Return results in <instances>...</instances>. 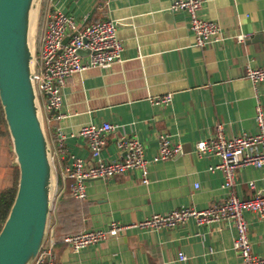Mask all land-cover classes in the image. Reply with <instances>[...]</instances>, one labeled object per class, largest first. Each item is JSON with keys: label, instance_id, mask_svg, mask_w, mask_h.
Wrapping results in <instances>:
<instances>
[{"label": "crops", "instance_id": "obj_1", "mask_svg": "<svg viewBox=\"0 0 264 264\" xmlns=\"http://www.w3.org/2000/svg\"><path fill=\"white\" fill-rule=\"evenodd\" d=\"M172 1L45 0L41 34L53 5L78 28L104 20L115 23L122 47L120 61L109 68L88 69L66 80L60 108L65 118L43 128L55 183L45 229V239L55 241L53 264H241L232 248L236 232L222 223L198 226L188 220L172 229L130 227L78 253L60 242L64 235L102 230L110 222L130 225L152 214L184 207L202 210L225 199L222 175L207 170L215 159L196 156L193 145L210 138L216 125L226 138L258 133L255 108L259 104L264 112V82L254 86L246 69L264 68V0H202L196 17L215 22L223 37L220 44L203 48L193 46L186 14L169 11ZM239 35L246 37L241 43ZM164 95H170L169 104H151ZM41 116L42 122L48 119L42 111ZM101 122L117 126L106 138L104 159H117L114 141L131 134L147 159L156 153L162 134L179 146V153L150 164L145 185L135 173L87 181L84 201H74L62 171L70 157H87L83 141L76 137L79 128ZM53 126L62 136L61 153ZM6 145L0 141V157L8 155ZM10 178L11 171L0 168V191L9 187ZM263 189L262 170L237 168L232 189L236 198L251 199ZM243 217L251 253L264 256V218L251 212ZM178 253L185 259L178 260Z\"/></svg>", "mask_w": 264, "mask_h": 264}, {"label": "built area", "instance_id": "obj_2", "mask_svg": "<svg viewBox=\"0 0 264 264\" xmlns=\"http://www.w3.org/2000/svg\"><path fill=\"white\" fill-rule=\"evenodd\" d=\"M201 1L173 0L169 6V11H182L188 17V29L192 33L195 48L215 46L223 40L215 22L200 20L196 17ZM245 38L239 35L236 39L241 43ZM81 52L83 55L80 54ZM121 52V44L116 38L115 23L104 20L78 28L70 16L61 13L57 7L51 5L45 17L44 31L36 41L33 53L32 84L37 101L39 97L44 99L43 109L48 115L45 122L57 123L65 118L60 110L61 90L68 78L88 69L105 70L120 61ZM246 76L254 86L263 83L264 68L248 67ZM150 102L155 106H166L170 102V95L154 98ZM40 111H42L41 108ZM255 122L258 128L256 135L226 138L221 126L216 125L214 134L210 138L193 145L196 156L209 155L215 159V165L207 170L218 171L222 175L221 187L228 191L225 199L202 210L184 207L167 213L152 214L130 225L110 222L102 230H86L64 235L60 238V242L73 253H78L87 246L99 244L108 238H115L119 232L130 227L151 230L172 229L188 220L198 226L222 223L231 225L236 232L232 248L241 264H264V256L251 253L248 239L249 227L243 217L245 212H251L264 218V189L247 200H240L232 193L236 170L239 167L252 166L262 170L264 181V112L259 104L255 108ZM116 129L117 126L114 124L101 122L85 125L77 131L76 137L83 141L87 157L85 159L70 157V162L62 171L61 177L66 182L70 199L84 201V184L87 181H106L115 176L135 173L139 182L145 185L147 168L150 164L169 160L179 153V146L171 144L168 137L162 134L157 137L156 153L147 159L143 155L142 145L131 134L120 136L114 141L115 150L119 154L117 159H104L102 152L106 138ZM53 130L55 146L61 153L62 136L56 127L53 126ZM249 186L253 187L251 183ZM54 244L55 241L47 237L30 264H53L51 249ZM177 256L180 261L185 259L179 253Z\"/></svg>", "mask_w": 264, "mask_h": 264}, {"label": "water", "instance_id": "obj_3", "mask_svg": "<svg viewBox=\"0 0 264 264\" xmlns=\"http://www.w3.org/2000/svg\"><path fill=\"white\" fill-rule=\"evenodd\" d=\"M37 5V0H0V108L17 167L15 195L0 228V264L33 261L45 240L55 189L32 84L30 33Z\"/></svg>", "mask_w": 264, "mask_h": 264}, {"label": "rangeland", "instance_id": "obj_4", "mask_svg": "<svg viewBox=\"0 0 264 264\" xmlns=\"http://www.w3.org/2000/svg\"><path fill=\"white\" fill-rule=\"evenodd\" d=\"M37 3L39 5L40 0H37ZM44 11H45V9L43 8L40 11V14H39L40 16L38 17V23H39L38 28L39 29L35 31V28L33 29V26H32V29H31V33H30L31 36L30 37L32 38V42H34V46L36 44V41H37L38 37H40V35H41V26L40 25H41V21L44 19V17H43L44 16ZM37 13H38V11H37ZM35 20H36V18H35ZM34 22H33V24H34ZM39 103L42 106L41 108H42L43 116H45L44 118L46 119V114H45L44 109H43L44 99L42 97H39ZM45 123L46 122H42L43 128H44ZM2 140H5V142L7 141L8 145H6V146H7V149H8V155L3 154V156L0 157V168H5V169L11 171V178L9 179V184H10L9 186H11L12 185V173H13V171L15 169H17V167H16V164L14 162V156L10 154V153H12V149H11V144H10V141H9V138H8V134L7 133L6 134L2 133L0 131V141H2ZM11 157H12V159H11ZM11 160H12V162H11ZM4 179H5V176H4ZM6 180H7V178H6ZM16 183H17V180H16Z\"/></svg>", "mask_w": 264, "mask_h": 264}, {"label": "trees", "instance_id": "obj_5", "mask_svg": "<svg viewBox=\"0 0 264 264\" xmlns=\"http://www.w3.org/2000/svg\"><path fill=\"white\" fill-rule=\"evenodd\" d=\"M44 3H45V0H41L40 11L45 7ZM0 131L5 134L7 133L5 124L3 122L1 108H0ZM16 180H17V169H15L12 173V185L0 191V228L12 204V201L15 195V190H16ZM66 192H67V189H66Z\"/></svg>", "mask_w": 264, "mask_h": 264}]
</instances>
